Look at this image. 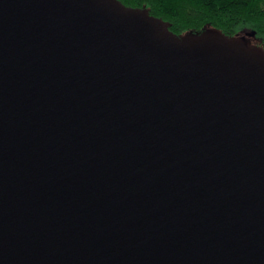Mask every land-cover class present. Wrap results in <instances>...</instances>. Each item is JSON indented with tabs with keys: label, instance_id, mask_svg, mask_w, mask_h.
Listing matches in <instances>:
<instances>
[{
	"label": "water",
	"instance_id": "obj_1",
	"mask_svg": "<svg viewBox=\"0 0 264 264\" xmlns=\"http://www.w3.org/2000/svg\"><path fill=\"white\" fill-rule=\"evenodd\" d=\"M253 36L0 0V264H264Z\"/></svg>",
	"mask_w": 264,
	"mask_h": 264
},
{
	"label": "trees",
	"instance_id": "obj_2",
	"mask_svg": "<svg viewBox=\"0 0 264 264\" xmlns=\"http://www.w3.org/2000/svg\"><path fill=\"white\" fill-rule=\"evenodd\" d=\"M127 6L147 8L169 22L182 37L220 30L230 37L253 33L264 49V0H121Z\"/></svg>",
	"mask_w": 264,
	"mask_h": 264
},
{
	"label": "rangeland",
	"instance_id": "obj_3",
	"mask_svg": "<svg viewBox=\"0 0 264 264\" xmlns=\"http://www.w3.org/2000/svg\"><path fill=\"white\" fill-rule=\"evenodd\" d=\"M252 41H254V42H255L254 38H253V40H252Z\"/></svg>",
	"mask_w": 264,
	"mask_h": 264
}]
</instances>
